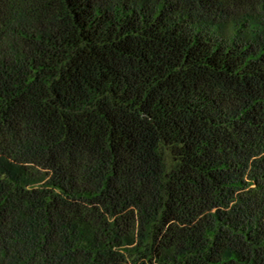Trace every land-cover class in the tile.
I'll return each mask as SVG.
<instances>
[{"label": "trees", "instance_id": "16d2710c", "mask_svg": "<svg viewBox=\"0 0 264 264\" xmlns=\"http://www.w3.org/2000/svg\"><path fill=\"white\" fill-rule=\"evenodd\" d=\"M0 264H264V0H0Z\"/></svg>", "mask_w": 264, "mask_h": 264}]
</instances>
